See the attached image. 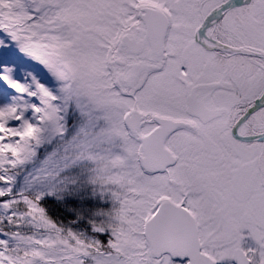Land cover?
Segmentation results:
<instances>
[{
	"label": "snow or ice",
	"instance_id": "6c2138e0",
	"mask_svg": "<svg viewBox=\"0 0 264 264\" xmlns=\"http://www.w3.org/2000/svg\"><path fill=\"white\" fill-rule=\"evenodd\" d=\"M0 264H264V0H0Z\"/></svg>",
	"mask_w": 264,
	"mask_h": 264
}]
</instances>
